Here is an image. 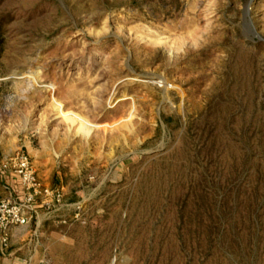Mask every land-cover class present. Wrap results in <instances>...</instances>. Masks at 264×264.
<instances>
[{"label":"rangeland","instance_id":"obj_1","mask_svg":"<svg viewBox=\"0 0 264 264\" xmlns=\"http://www.w3.org/2000/svg\"><path fill=\"white\" fill-rule=\"evenodd\" d=\"M17 154L62 199L0 264H264V0H0Z\"/></svg>","mask_w":264,"mask_h":264},{"label":"built area","instance_id":"obj_2","mask_svg":"<svg viewBox=\"0 0 264 264\" xmlns=\"http://www.w3.org/2000/svg\"><path fill=\"white\" fill-rule=\"evenodd\" d=\"M0 178L19 183L15 190L11 188L8 197L0 200V251H7L13 232L30 224L38 203L49 209L53 202L60 203L62 196L42 182L31 160L22 154L1 162Z\"/></svg>","mask_w":264,"mask_h":264},{"label":"bare ground","instance_id":"obj_3","mask_svg":"<svg viewBox=\"0 0 264 264\" xmlns=\"http://www.w3.org/2000/svg\"><path fill=\"white\" fill-rule=\"evenodd\" d=\"M56 107H57V110L59 111V114H62L61 116H66V117H69L70 115L69 114H65L64 112H63V110H62V108H63V105L60 103V102H57L56 103ZM73 117H74V115H73ZM77 119V118H76ZM68 120H73V119H71L70 117L68 118ZM74 121V120H73ZM76 121V120H75ZM74 121V122H75ZM83 122V124H82V128H81V130L82 129H85V125L87 124L84 120H80V122ZM73 124H75V123H73ZM79 124V123H78ZM87 126V125H86ZM79 127H81V125L79 126ZM80 131V130H79ZM91 130H87V133L89 134V132H90ZM84 132V131H83ZM85 133V132H84ZM86 133V134H87Z\"/></svg>","mask_w":264,"mask_h":264},{"label":"crops","instance_id":"obj_4","mask_svg":"<svg viewBox=\"0 0 264 264\" xmlns=\"http://www.w3.org/2000/svg\"><path fill=\"white\" fill-rule=\"evenodd\" d=\"M47 186H48V185H47ZM2 189H3V194L5 195V191H4L5 187L2 186ZM1 191H2V190H1ZM1 191H0V192H1ZM39 208H41L40 205L38 206V209H39ZM42 219H43V218L38 219L39 222H41ZM28 227H29V226L24 227V228H18V229H16V230L13 232V234H12L11 242H14V240H15V238H16V235H17V233H18L20 230H22V229H26V228H28Z\"/></svg>","mask_w":264,"mask_h":264}]
</instances>
